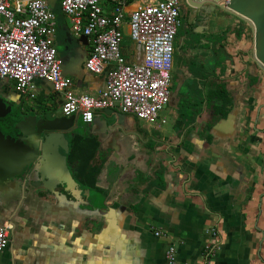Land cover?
Wrapping results in <instances>:
<instances>
[{
    "label": "crops",
    "instance_id": "1",
    "mask_svg": "<svg viewBox=\"0 0 264 264\" xmlns=\"http://www.w3.org/2000/svg\"><path fill=\"white\" fill-rule=\"evenodd\" d=\"M135 7L128 4L126 12ZM190 11L201 41L193 53L199 63L211 62L206 44L225 36L226 70L218 68L214 77L231 95L228 116L213 123V106L204 101L182 119L175 92L166 108L173 109L175 119L169 130L161 127L167 124L162 114L154 125L145 122L148 127L117 109L113 115L97 112L91 125L77 118L82 133L72 134L99 145L92 161L103 166L98 189L74 178L69 133V151L60 152L74 184L64 187L47 172L40 176L43 168L60 166L54 153L47 151L44 167L36 165L29 174L26 158L0 143V225L14 227L0 264H168L170 246L179 264H204L207 247L214 249L211 264H264V72L254 60L253 34L242 20L219 16L210 3ZM56 16V46L58 30L67 33L60 59L69 51L77 57L63 75L73 80L76 95L97 96L109 69L90 73L86 61L92 42L87 38L78 46L84 36L73 37L69 21ZM122 51L129 63L141 58L136 45L128 54L124 42ZM208 91L205 87L202 94ZM191 101L200 105L201 93L193 91ZM61 106V97L44 82H37L36 97L29 99L12 82L0 80V128L9 137H16L25 121L64 118ZM192 114H198L194 122ZM119 115L125 117L119 120Z\"/></svg>",
    "mask_w": 264,
    "mask_h": 264
},
{
    "label": "built area",
    "instance_id": "2",
    "mask_svg": "<svg viewBox=\"0 0 264 264\" xmlns=\"http://www.w3.org/2000/svg\"><path fill=\"white\" fill-rule=\"evenodd\" d=\"M59 1L73 37L92 42L86 69L92 74L109 69L106 86L97 96L76 95L73 80L63 75L56 46ZM131 3L136 7L127 13ZM55 7L47 0H0V80L12 82L15 91L29 99L36 97L38 81L51 83L62 99V115L80 117L85 125L93 124L97 112L116 109L156 124L172 98L181 0H57ZM125 27L141 51L136 63H129L122 51ZM13 229L11 224L0 225V256L9 247ZM206 253L204 264H211L214 249L207 247ZM176 256L174 246L165 252L168 264H179Z\"/></svg>",
    "mask_w": 264,
    "mask_h": 264
},
{
    "label": "water",
    "instance_id": "3",
    "mask_svg": "<svg viewBox=\"0 0 264 264\" xmlns=\"http://www.w3.org/2000/svg\"><path fill=\"white\" fill-rule=\"evenodd\" d=\"M47 1L53 9L57 0ZM187 3L196 9H201L205 4L210 3L213 11L218 10L221 12L219 16L225 17L230 15L245 22L253 34L254 60L258 67L264 72V0H229L227 3H221L216 0H203L201 3H195L194 0H187ZM87 41V37H81L76 43L80 46V43ZM69 42L71 43L72 39H70ZM74 59L77 60V57H72L70 51L65 57L61 58L63 74L67 72L70 61ZM176 75L182 77L178 86L180 88L184 81L183 69L178 68L176 70ZM41 82L46 83L53 89L51 83L44 80H41ZM173 97H175L174 94H172V98ZM106 113L113 115L114 111L106 110ZM123 117L125 116L119 115L117 119L120 120ZM33 122L34 124H29L28 121H25L26 127L19 128L20 132L16 137L5 135L0 128V143H3V145L6 143L15 147L14 149L17 150V155L20 154L23 158H26L29 174L33 172V168L35 171L38 170L36 165L41 164L44 167L43 162L46 158L45 154L47 151L54 153L60 161V166L56 165L55 171L43 168L44 171L40 173V176H44L43 173L45 174L47 172L48 175H53L52 179L61 181L62 187L69 186L71 182L74 184L67 166L66 156H63L60 150L69 151L66 134L71 133L74 128L77 127V116L48 121L39 118V120L35 119ZM95 123L96 120L93 124Z\"/></svg>",
    "mask_w": 264,
    "mask_h": 264
},
{
    "label": "trees",
    "instance_id": "4",
    "mask_svg": "<svg viewBox=\"0 0 264 264\" xmlns=\"http://www.w3.org/2000/svg\"><path fill=\"white\" fill-rule=\"evenodd\" d=\"M186 15L187 13L183 14L182 12V27L177 38L180 48L178 47L177 50L176 65L177 69L185 68L183 72L185 71L187 78L184 79L179 88L180 81L178 80V75L173 73L172 94L176 95L175 92L179 94L177 102L180 118L184 119L186 111H194L200 108L204 101H206L213 106V123H215L218 117L226 118L232 107L231 95L227 92L224 85L216 84V78L214 77L218 68H220L221 73H224L226 70L228 56L225 49V36L223 35L213 42L206 44L208 46L206 49L208 50V55L212 56L211 62L205 64L199 63L193 53L197 51L196 46L201 41L197 39L198 34L196 33L195 24L184 19ZM61 16L63 15L59 14V17ZM205 87L209 89L206 95L202 94ZM193 91L201 93L202 101L200 105L192 104L191 97ZM197 116L198 114H192L190 122H194ZM209 129L210 126L207 127V130ZM98 152L99 145L96 141L85 139L78 135L72 138L71 151L68 158L69 166L77 182L90 189H98L97 180L103 169V166L92 165V161Z\"/></svg>",
    "mask_w": 264,
    "mask_h": 264
},
{
    "label": "rangeland",
    "instance_id": "5",
    "mask_svg": "<svg viewBox=\"0 0 264 264\" xmlns=\"http://www.w3.org/2000/svg\"><path fill=\"white\" fill-rule=\"evenodd\" d=\"M181 4L183 5V8H182V12L183 11H189L188 13H187V15L184 17V19L187 21V20H189L190 21V19H189V13H192V11H190V9L192 8L190 5H188V3L185 1L184 2V0H181ZM55 13H56V15H59L60 13H62V11H61V8H60V1L57 3V5H56V7H55ZM244 27H247V26H243V30L245 29ZM59 32V34H58V41H57V46H58V51H59V53H64L65 52V50H66V41H65V39H66V37H67V33L63 30V29H59L58 30ZM244 37H245V32L243 33V39H244ZM125 43L127 44V53L128 54H133V50H134V43L132 42V40L130 39V37L128 36V34H127V29H125ZM174 47H175V55H174V74L176 73L175 71H176V69H177V65H176V55H177V50H178V47L180 48V46H179V44H178V41H176L175 42V45H174ZM183 70L185 69V68H182ZM181 79H182V77L181 76H179L178 77V80L179 81H181ZM176 82V81H175ZM177 83V82H176ZM179 86V85H178ZM175 90V89H174ZM173 90V91H174ZM172 111H173V109L170 107V108H168V109H165L164 110V112L162 113V118L164 117V118H166L167 119V124H165V125H161V127L163 128V129H167V130H169V129H172V127L174 126V124H175V119H174V116L172 115ZM132 119H134L135 120V122L138 124V125H140V126H144V127H148V124H146L144 121H140V120H138V119H136V117L134 118V116L133 115H129ZM79 125H77V127H75L74 128V130L73 131H77V132H79V133H82V129H81V126L83 127L84 125H82V123L80 124V129H78L79 127H78Z\"/></svg>",
    "mask_w": 264,
    "mask_h": 264
},
{
    "label": "flooded vegetation",
    "instance_id": "6",
    "mask_svg": "<svg viewBox=\"0 0 264 264\" xmlns=\"http://www.w3.org/2000/svg\"><path fill=\"white\" fill-rule=\"evenodd\" d=\"M177 70V69H176ZM176 72V71H175ZM174 73V72H173ZM48 118L46 117V116H44V120H47ZM2 124V122H0V125ZM2 127V126H1ZM70 135H69V137H74L75 135H77V134H75V133H73L72 134V132L71 133H69ZM68 134H66V136H67ZM71 142V141H70ZM68 144H69V141H68Z\"/></svg>",
    "mask_w": 264,
    "mask_h": 264
},
{
    "label": "clouds",
    "instance_id": "7",
    "mask_svg": "<svg viewBox=\"0 0 264 264\" xmlns=\"http://www.w3.org/2000/svg\"><path fill=\"white\" fill-rule=\"evenodd\" d=\"M86 119H91V115L90 114H88L87 116H86Z\"/></svg>",
    "mask_w": 264,
    "mask_h": 264
}]
</instances>
